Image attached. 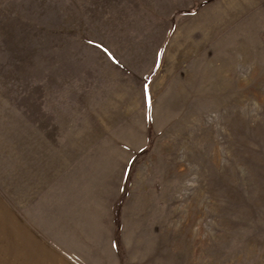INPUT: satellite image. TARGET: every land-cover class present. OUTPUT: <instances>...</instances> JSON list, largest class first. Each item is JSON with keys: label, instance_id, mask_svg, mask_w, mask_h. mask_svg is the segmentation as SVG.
<instances>
[{"label": "rangeland", "instance_id": "1", "mask_svg": "<svg viewBox=\"0 0 264 264\" xmlns=\"http://www.w3.org/2000/svg\"><path fill=\"white\" fill-rule=\"evenodd\" d=\"M69 170L119 264H264V0H0V177Z\"/></svg>", "mask_w": 264, "mask_h": 264}, {"label": "crops", "instance_id": "2", "mask_svg": "<svg viewBox=\"0 0 264 264\" xmlns=\"http://www.w3.org/2000/svg\"><path fill=\"white\" fill-rule=\"evenodd\" d=\"M51 174L0 177V264H119L115 232L82 210L76 172Z\"/></svg>", "mask_w": 264, "mask_h": 264}, {"label": "trees", "instance_id": "3", "mask_svg": "<svg viewBox=\"0 0 264 264\" xmlns=\"http://www.w3.org/2000/svg\"><path fill=\"white\" fill-rule=\"evenodd\" d=\"M119 209L116 210V223H118L117 238H119Z\"/></svg>", "mask_w": 264, "mask_h": 264}]
</instances>
